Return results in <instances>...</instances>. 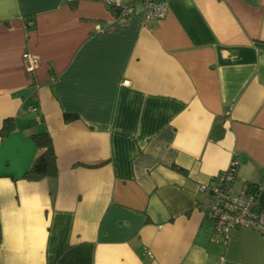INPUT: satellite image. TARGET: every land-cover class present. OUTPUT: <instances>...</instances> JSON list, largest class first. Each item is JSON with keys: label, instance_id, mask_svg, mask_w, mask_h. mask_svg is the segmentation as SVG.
<instances>
[{"label": "crops", "instance_id": "crops-1", "mask_svg": "<svg viewBox=\"0 0 264 264\" xmlns=\"http://www.w3.org/2000/svg\"><path fill=\"white\" fill-rule=\"evenodd\" d=\"M155 1L0 0V264H264L199 189L234 163L264 210V0ZM42 131L59 173L29 181Z\"/></svg>", "mask_w": 264, "mask_h": 264}, {"label": "built area", "instance_id": "built-area-1", "mask_svg": "<svg viewBox=\"0 0 264 264\" xmlns=\"http://www.w3.org/2000/svg\"><path fill=\"white\" fill-rule=\"evenodd\" d=\"M107 6L121 10L120 14L130 15L133 7L126 0H101ZM148 18H161L165 8L155 0H142ZM26 69L33 74L38 66L37 56L28 52L23 54ZM130 84L129 80L124 81ZM236 178V165L231 166L215 177L213 182L200 185L201 192L208 194V217L213 221V234L221 240H230L233 230L247 228L260 233L264 237V210L258 206L255 196L244 186L239 193L233 192V182ZM264 190V180L258 185L257 191Z\"/></svg>", "mask_w": 264, "mask_h": 264}, {"label": "trees", "instance_id": "trees-1", "mask_svg": "<svg viewBox=\"0 0 264 264\" xmlns=\"http://www.w3.org/2000/svg\"><path fill=\"white\" fill-rule=\"evenodd\" d=\"M115 15L119 16L121 10L119 8L110 6ZM66 121L75 119L72 113H65ZM15 127V120L12 117L6 118L0 127V138L8 136ZM224 134L223 121L217 119L211 129L210 137L214 140H219ZM31 139L35 145L41 149V153L34 159L31 166L24 173L23 178L29 181H39L45 178L57 177L59 168L57 164V155L55 152L53 140L47 131L38 132L31 135ZM2 240V227L0 221V243Z\"/></svg>", "mask_w": 264, "mask_h": 264}]
</instances>
